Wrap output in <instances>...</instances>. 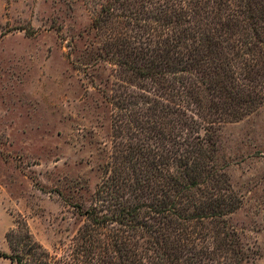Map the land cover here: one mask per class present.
Returning <instances> with one entry per match:
<instances>
[{"label": "trees", "instance_id": "trees-1", "mask_svg": "<svg viewBox=\"0 0 264 264\" xmlns=\"http://www.w3.org/2000/svg\"><path fill=\"white\" fill-rule=\"evenodd\" d=\"M91 1L99 6L94 28L124 79L112 99L120 111L116 137L125 141L95 206L82 214L68 258L51 255L26 223L6 236L11 254L0 257L14 264H245L229 221L242 200L208 132L264 105V0Z\"/></svg>", "mask_w": 264, "mask_h": 264}, {"label": "rangeland", "instance_id": "rangeland-1", "mask_svg": "<svg viewBox=\"0 0 264 264\" xmlns=\"http://www.w3.org/2000/svg\"><path fill=\"white\" fill-rule=\"evenodd\" d=\"M98 7L91 0H0L2 252L11 254L6 236L26 223L51 255L68 258L82 214L95 206L125 141L116 137L120 111L112 99L124 79L94 28ZM208 135L242 200L229 221L245 264H264V105ZM0 264L14 263L0 257Z\"/></svg>", "mask_w": 264, "mask_h": 264}]
</instances>
